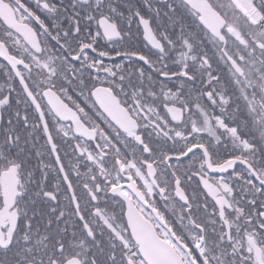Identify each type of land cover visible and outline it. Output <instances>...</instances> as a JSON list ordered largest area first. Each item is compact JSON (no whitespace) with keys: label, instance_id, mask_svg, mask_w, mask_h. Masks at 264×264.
Listing matches in <instances>:
<instances>
[{"label":"snow or ice","instance_id":"1","mask_svg":"<svg viewBox=\"0 0 264 264\" xmlns=\"http://www.w3.org/2000/svg\"><path fill=\"white\" fill-rule=\"evenodd\" d=\"M0 264H264V0H0Z\"/></svg>","mask_w":264,"mask_h":264}]
</instances>
